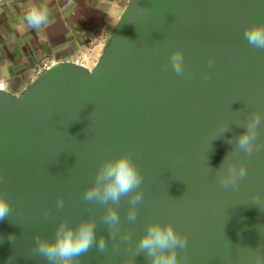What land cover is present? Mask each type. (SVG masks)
<instances>
[{
	"label": "water",
	"instance_id": "95a60500",
	"mask_svg": "<svg viewBox=\"0 0 264 264\" xmlns=\"http://www.w3.org/2000/svg\"><path fill=\"white\" fill-rule=\"evenodd\" d=\"M252 23H264V0H129L92 69L54 63L21 94L0 91V195L11 209L0 264H49L34 236L53 240L62 219H94L106 240L79 264H148L135 245L153 221L187 237L180 264H264V120L259 149L234 151L247 117L264 116V50L243 35ZM175 49L182 75L169 63ZM120 154L143 176L136 221L126 197L114 205L127 242L110 238L104 206L83 199L100 162ZM226 156L247 170L236 188L216 179Z\"/></svg>",
	"mask_w": 264,
	"mask_h": 264
},
{
	"label": "clouds",
	"instance_id": "9594fccd",
	"mask_svg": "<svg viewBox=\"0 0 264 264\" xmlns=\"http://www.w3.org/2000/svg\"><path fill=\"white\" fill-rule=\"evenodd\" d=\"M25 20L30 26L39 27L46 23V10L35 5L31 6L25 16ZM244 39L248 44L256 49L264 50V23H252L243 29ZM169 63L172 70L177 75L185 73L183 54L179 49L169 53ZM209 67L212 60L209 59ZM264 120L260 112H252L247 117L242 133L235 137L234 151L245 156H251L258 150L259 127ZM240 127V125H238ZM226 129L224 128L223 131ZM227 143L232 144L229 139ZM247 175L245 165L239 160H230L227 156L216 170V179L224 188H236L239 181ZM143 176L128 154H120L115 157L103 159L96 171L94 182L84 190L83 199L88 203H96L104 206L102 222L107 226L109 236L113 240L119 235L124 241H130L129 232L120 231V215L117 208L121 199L126 197L128 208L126 217L129 222L137 219V206L143 201L141 185ZM258 194H253L254 200H259ZM58 209H62L64 201L58 197L56 201ZM10 205L3 195H0V220L7 218L10 214ZM45 219L48 211L43 213ZM9 241L15 239L9 235ZM35 252L43 256L49 264H79V258L86 254L93 246L99 252H104L107 248L106 240L101 235H96V222L94 219L80 220L75 226L66 220H60L54 230V239L42 238L39 234L34 236ZM187 246V237L176 231L170 222L160 223L157 221L148 222L144 233L139 237L135 245L136 255L143 253L148 264H180L177 257V249L183 251ZM187 264V257L183 258ZM257 264H260L261 257H256ZM123 264H134L133 259H125Z\"/></svg>",
	"mask_w": 264,
	"mask_h": 264
},
{
	"label": "crops",
	"instance_id": "0c3cea01",
	"mask_svg": "<svg viewBox=\"0 0 264 264\" xmlns=\"http://www.w3.org/2000/svg\"><path fill=\"white\" fill-rule=\"evenodd\" d=\"M33 5L46 10L47 13L46 23L49 22V24L40 25L41 33L31 32L28 27H25V32L20 26L15 25L17 23L9 21H6L4 28L0 29L2 31L0 46L7 51L17 67H22L26 63L22 57V54H26L24 41L26 43L29 41L33 49H37L38 40H41L44 46L65 48L68 50V55L74 56L76 53L73 49L84 48L91 38L102 39L104 44L109 39L108 19L112 9L104 0H18L15 2L5 0L4 5L0 4V11H28ZM83 35H86L88 39ZM33 53L35 54L34 50ZM68 61L70 59L60 62ZM10 94L15 95L12 92Z\"/></svg>",
	"mask_w": 264,
	"mask_h": 264
},
{
	"label": "rangeland",
	"instance_id": "374dc122",
	"mask_svg": "<svg viewBox=\"0 0 264 264\" xmlns=\"http://www.w3.org/2000/svg\"><path fill=\"white\" fill-rule=\"evenodd\" d=\"M18 1V0H17ZM108 3V6L112 11L109 15V32L108 36L110 37L113 33L114 25L117 19L121 16L124 8L127 6L129 0H104ZM5 0H0V4L4 5ZM50 12L51 11H47ZM27 11H0V29L4 28V23L6 21L17 23L15 25L20 26L25 32V27H28L31 32H40L39 27L30 26L25 20ZM46 24H49L47 22ZM79 35V33H78ZM88 39L86 35H83ZM92 39V38H91ZM88 40L85 47L79 49H73L76 54L70 56L67 54V49L62 48H53L51 46H44L43 41L38 40V48L33 49V46L29 44V41L23 42L24 44V65L22 67H17L11 57L8 56L7 51L0 46V84H6L10 92L14 93L15 96L21 94L37 77V72L43 64L52 65L54 63H60L66 59H75L80 57L81 59L85 58L84 64L88 69H92L95 63L100 58L102 51L105 47L104 40ZM0 40H2V31H0ZM33 50L35 54L33 53ZM68 55V56H66ZM66 56V57H65Z\"/></svg>",
	"mask_w": 264,
	"mask_h": 264
},
{
	"label": "built area",
	"instance_id": "2783aa9c",
	"mask_svg": "<svg viewBox=\"0 0 264 264\" xmlns=\"http://www.w3.org/2000/svg\"><path fill=\"white\" fill-rule=\"evenodd\" d=\"M9 1H10V2H15V1H17V0H9ZM84 60H85V58L81 59L80 57H77V58H75V59L71 58L70 61H68V62H64V63H73V64H75V65H77V66H81V67H84V68L88 69V68L86 67V65L84 64ZM50 66H51V64H50V65H48V64H43L42 67L39 68V70H38V72H37V76L40 75L41 73H43V72H44L46 69H48ZM0 91H5V92H9V93H10V91H9V89H8V86H7L6 84H3V83L0 84Z\"/></svg>",
	"mask_w": 264,
	"mask_h": 264
}]
</instances>
